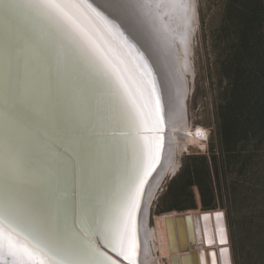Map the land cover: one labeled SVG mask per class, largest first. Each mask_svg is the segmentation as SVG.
Returning a JSON list of instances; mask_svg holds the SVG:
<instances>
[{"label":"snow or ice","instance_id":"obj_1","mask_svg":"<svg viewBox=\"0 0 264 264\" xmlns=\"http://www.w3.org/2000/svg\"><path fill=\"white\" fill-rule=\"evenodd\" d=\"M106 7L111 15L91 0H0V264H138L165 118L121 23L134 32L152 5Z\"/></svg>","mask_w":264,"mask_h":264},{"label":"rangeland","instance_id":"obj_2","mask_svg":"<svg viewBox=\"0 0 264 264\" xmlns=\"http://www.w3.org/2000/svg\"><path fill=\"white\" fill-rule=\"evenodd\" d=\"M227 3L228 0H197L199 27L192 56L195 76L188 99V118L191 127L196 130L204 128L208 137L205 140L200 138L205 147L192 145L182 153L178 175L187 168L189 155L211 157L215 153L220 156L218 105L223 88L228 83L222 65L226 58L224 47L227 40L223 39L222 23ZM234 155H238V158L231 160ZM225 160L226 163H223L220 157L223 194L218 206L227 214L234 264H264V143L258 138L241 140L236 151L229 153ZM177 174L166 179L151 206L150 222L157 229L160 261L164 259L169 264L170 252L161 253L163 247L154 222L155 216L165 213L162 216L165 218L176 214L180 210H163L168 205L190 206L194 201L197 207L181 211L200 213L204 209L197 185L187 189L181 197L167 193L170 181ZM163 227L166 245L165 223Z\"/></svg>","mask_w":264,"mask_h":264},{"label":"trees","instance_id":"obj_3","mask_svg":"<svg viewBox=\"0 0 264 264\" xmlns=\"http://www.w3.org/2000/svg\"><path fill=\"white\" fill-rule=\"evenodd\" d=\"M222 26L227 40L222 65L228 83L218 105L220 156L189 155L187 168L172 178L167 191L181 197L197 185L204 209L221 203L220 157L226 163L241 140L258 138L264 143V0H228ZM195 207L194 201L190 206L168 205L163 211Z\"/></svg>","mask_w":264,"mask_h":264},{"label":"bare ground","instance_id":"obj_4","mask_svg":"<svg viewBox=\"0 0 264 264\" xmlns=\"http://www.w3.org/2000/svg\"><path fill=\"white\" fill-rule=\"evenodd\" d=\"M150 3L152 5L150 11L146 15H142L141 18L154 37L157 36L160 39L163 46L166 45V41L160 38L161 32L170 37L174 46L170 56L175 74L172 73L174 85L172 107L170 111L169 109L166 111L164 108L167 128L165 127L163 131L164 141L160 164L145 185V195L138 216L140 241L138 264H160L157 229L150 222L151 206L166 179L179 171L182 153L189 150L192 145L205 147L206 145L201 139L205 140L208 137L204 128L196 130L191 127L188 118V99L191 93L192 79L195 76L192 56L196 41L195 36L199 27L197 0H150ZM150 38L152 39V37ZM150 43L152 49L158 54L159 50L156 44L154 45L153 41ZM168 60L170 61L169 58ZM179 77H181L180 81ZM189 213L193 212L190 211ZM203 247H205L204 244H196L190 249L199 250ZM216 248L219 264H234L230 243L220 245L217 242ZM222 249L228 251L224 252ZM174 255L178 254H169L170 264H172Z\"/></svg>","mask_w":264,"mask_h":264},{"label":"water","instance_id":"obj_5","mask_svg":"<svg viewBox=\"0 0 264 264\" xmlns=\"http://www.w3.org/2000/svg\"><path fill=\"white\" fill-rule=\"evenodd\" d=\"M91 2L106 15H111L110 9L106 7L109 0H91ZM121 28L124 29L125 34L129 36L130 41L135 45L138 52L142 53L144 58L148 61L156 79L163 107L166 111L167 109H169L170 111L174 94L172 73L175 74L173 70L174 66L172 64V58L170 56L174 46L172 41L170 40V37L166 33L163 34L161 32L160 38L166 41V45L163 46L160 42V39L157 38V36L154 37L151 30L145 25L141 17L135 21L134 32H130L129 27L123 23H121ZM150 37H152V39ZM152 41L154 42V45L156 44L159 50L158 54L152 49L150 43ZM168 58L170 59V61L168 60ZM178 79L180 81L181 77H179ZM165 127L167 128L166 120L164 129ZM162 135L164 137V132H162ZM219 207L220 206L213 209H203L200 213L178 211L177 214H170L165 218H162L165 213L155 216L154 222L156 227L158 228L159 237L161 239V246L163 247V251H161V253H164L165 251L172 254H178L172 257V264H212L211 254L215 252L216 264H219L216 243L218 242L220 245H222L219 242L220 224H222L226 230V244L230 243L227 214ZM218 212L223 213V217L220 223H218L216 220V213ZM205 216H209L210 219L208 221H205ZM164 223L167 233L166 245V235L163 227ZM209 238H211L213 241L211 245L208 243ZM196 244H204L205 247L200 248L199 250H191L190 247ZM102 250L108 252L109 255H114L107 248H103ZM179 253H182V255H179Z\"/></svg>","mask_w":264,"mask_h":264},{"label":"built area","instance_id":"obj_6","mask_svg":"<svg viewBox=\"0 0 264 264\" xmlns=\"http://www.w3.org/2000/svg\"><path fill=\"white\" fill-rule=\"evenodd\" d=\"M161 264H169L167 263V261H165L164 259L162 260Z\"/></svg>","mask_w":264,"mask_h":264}]
</instances>
